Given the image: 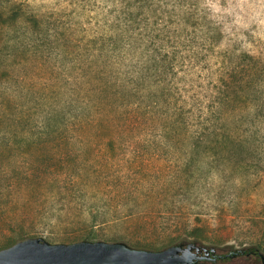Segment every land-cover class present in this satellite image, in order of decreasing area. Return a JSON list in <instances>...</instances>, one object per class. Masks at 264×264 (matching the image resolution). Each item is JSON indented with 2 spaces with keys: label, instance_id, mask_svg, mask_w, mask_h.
<instances>
[{
  "label": "rangeland",
  "instance_id": "obj_1",
  "mask_svg": "<svg viewBox=\"0 0 264 264\" xmlns=\"http://www.w3.org/2000/svg\"><path fill=\"white\" fill-rule=\"evenodd\" d=\"M0 202L264 264V0H0Z\"/></svg>",
  "mask_w": 264,
  "mask_h": 264
},
{
  "label": "water",
  "instance_id": "obj_2",
  "mask_svg": "<svg viewBox=\"0 0 264 264\" xmlns=\"http://www.w3.org/2000/svg\"><path fill=\"white\" fill-rule=\"evenodd\" d=\"M202 250L206 255H198ZM215 252V248L209 251L196 242L172 245L161 251H149L135 249L121 242L52 244L37 237L0 250V264H195L211 254L210 260L216 261Z\"/></svg>",
  "mask_w": 264,
  "mask_h": 264
},
{
  "label": "trees",
  "instance_id": "obj_3",
  "mask_svg": "<svg viewBox=\"0 0 264 264\" xmlns=\"http://www.w3.org/2000/svg\"><path fill=\"white\" fill-rule=\"evenodd\" d=\"M3 205L4 204H0V250L11 247L16 243L29 238H44V232L38 231L39 229H37L36 221L33 217H29L27 215H16V217L8 216V212L6 211L7 209H4ZM86 212L88 214L87 217L85 211L83 213L79 212L68 214L67 218L72 220V223H70V232L66 235H62L57 238L54 236V244H71L80 241H105V239L103 238L104 234L100 232L102 231V229H99L103 228L109 223H117L118 220H120V218H116L112 214L108 215L105 210H103L104 213L99 212L97 210L93 212V209L89 208ZM207 224L208 223H206V225ZM146 228V226H143V230L147 232L148 228ZM192 236L196 240H209L207 239L208 237H205L201 233L197 234V232L192 233ZM119 240L125 243L130 241L132 243L135 241L134 239L130 240L127 236L121 237V239ZM106 241L113 242V240ZM134 243L135 244L132 245H134L135 249H143L150 251H160L174 245V243H170L162 247H158V245H155V243L150 241H145V243L137 241ZM257 255H259V252H257V250L254 248H250L231 252L229 255L225 256V259H230L236 256Z\"/></svg>",
  "mask_w": 264,
  "mask_h": 264
},
{
  "label": "flooded vegetation",
  "instance_id": "obj_4",
  "mask_svg": "<svg viewBox=\"0 0 264 264\" xmlns=\"http://www.w3.org/2000/svg\"><path fill=\"white\" fill-rule=\"evenodd\" d=\"M209 251H210V249H209ZM198 255H206V252L204 250H202V252H200ZM211 256H212V254L211 255H207L205 260L211 259ZM199 261H201V260H198L197 262H199ZM197 262L195 264H197Z\"/></svg>",
  "mask_w": 264,
  "mask_h": 264
}]
</instances>
